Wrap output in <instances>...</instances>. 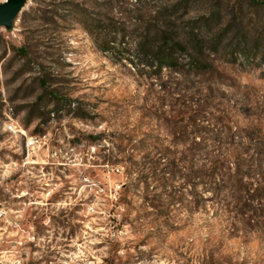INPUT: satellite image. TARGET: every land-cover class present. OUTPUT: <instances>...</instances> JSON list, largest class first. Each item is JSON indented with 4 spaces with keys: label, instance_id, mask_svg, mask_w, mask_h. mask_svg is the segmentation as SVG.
I'll return each mask as SVG.
<instances>
[{
    "label": "rangeland",
    "instance_id": "obj_1",
    "mask_svg": "<svg viewBox=\"0 0 264 264\" xmlns=\"http://www.w3.org/2000/svg\"><path fill=\"white\" fill-rule=\"evenodd\" d=\"M173 3L0 27V264H264V0ZM156 31L177 68L138 56Z\"/></svg>",
    "mask_w": 264,
    "mask_h": 264
},
{
    "label": "trees",
    "instance_id": "obj_2",
    "mask_svg": "<svg viewBox=\"0 0 264 264\" xmlns=\"http://www.w3.org/2000/svg\"><path fill=\"white\" fill-rule=\"evenodd\" d=\"M188 4L189 0H174L172 6L177 9L179 6L187 7ZM162 8L163 7H159L156 12L161 13ZM169 18L173 17L170 16ZM195 28V26L191 27L192 33L195 32ZM143 38L144 39L139 43V48L144 47L146 49H138V56H143L146 64L155 67L158 70H162L163 68H177L182 63L183 52L190 51V49H184V43L178 40L172 32L156 31L153 37L149 38V36H146ZM104 50L107 49L104 47ZM201 54H204V52L201 51ZM193 55H195V53L190 54L192 59H189L190 62H195L199 59L198 56L195 57Z\"/></svg>",
    "mask_w": 264,
    "mask_h": 264
},
{
    "label": "water",
    "instance_id": "obj_3",
    "mask_svg": "<svg viewBox=\"0 0 264 264\" xmlns=\"http://www.w3.org/2000/svg\"><path fill=\"white\" fill-rule=\"evenodd\" d=\"M28 0H4L0 3V27L11 28Z\"/></svg>",
    "mask_w": 264,
    "mask_h": 264
},
{
    "label": "built area",
    "instance_id": "obj_4",
    "mask_svg": "<svg viewBox=\"0 0 264 264\" xmlns=\"http://www.w3.org/2000/svg\"><path fill=\"white\" fill-rule=\"evenodd\" d=\"M34 143V141H32ZM0 219L7 221L9 224L18 225V222L13 223V221L9 218V210L6 207L0 208Z\"/></svg>",
    "mask_w": 264,
    "mask_h": 264
}]
</instances>
